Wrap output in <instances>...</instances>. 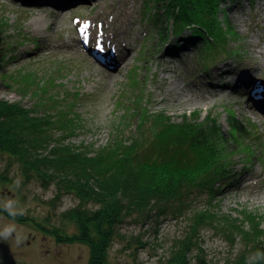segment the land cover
<instances>
[{
	"label": "rangeland",
	"instance_id": "rangeland-1",
	"mask_svg": "<svg viewBox=\"0 0 264 264\" xmlns=\"http://www.w3.org/2000/svg\"><path fill=\"white\" fill-rule=\"evenodd\" d=\"M156 2L72 0L56 7L0 0V100L38 114L48 128L57 127L56 135L62 131L64 143L90 155L124 145L139 153L162 124L194 125L207 136V156L215 153L210 169L199 173L207 189L193 190L181 217L125 218L115 227L107 262L171 264L173 244L204 210L214 225L232 224L236 231L202 224L189 264H231L247 239L264 235V101L254 97L264 96V77L238 82L243 74L256 75L255 63L264 76V0L221 3L215 23L228 37V53L213 66L205 63L194 32L178 36ZM186 40L189 47L180 42ZM112 41L122 49L114 50V65L97 52L100 42ZM124 53L129 58L120 68ZM33 177L0 153V231L15 228L11 238L0 239V264H90L91 244L76 240V223L63 215L78 200L56 197L54 185L43 187ZM53 230L62 240L74 238L59 242ZM101 250L95 248L94 264Z\"/></svg>",
	"mask_w": 264,
	"mask_h": 264
},
{
	"label": "trees",
	"instance_id": "trees-1",
	"mask_svg": "<svg viewBox=\"0 0 264 264\" xmlns=\"http://www.w3.org/2000/svg\"><path fill=\"white\" fill-rule=\"evenodd\" d=\"M225 1L228 0H157L156 3L166 8L164 12L175 25L178 36L184 31L194 32L192 39L198 42V47L200 43L204 46L201 48L205 49V63L213 66L228 53V37L221 35L223 30L215 23L219 6ZM180 42L183 47L191 43ZM36 116L21 106L0 100V153L16 158L27 179L35 176L43 187L54 185L56 197L64 193L78 200L77 206L63 215L76 223V240L91 244L92 257L95 248L102 249L98 264H108L111 237L125 218L146 221L151 217H181L188 211L193 190L207 189L208 182L199 173L210 169L215 153L207 156V136H201L194 125L160 123V132L148 145L140 144L139 153L131 154L124 145L122 150L116 146L117 149L112 147L90 155L64 143L59 139L62 131L56 135L53 131L57 127L48 128V122ZM90 205L94 208H89ZM202 211L199 212L202 215L198 213L201 219L173 244L169 255L171 264H189L191 252L197 251L202 224H213L219 232L236 231L232 224L214 225L213 217ZM52 233L59 242H71L74 238L66 236L62 240L64 237L57 230ZM252 237L231 264H264V235ZM257 253L262 256L257 257ZM92 257L90 264H94Z\"/></svg>",
	"mask_w": 264,
	"mask_h": 264
},
{
	"label": "bare ground",
	"instance_id": "bare-ground-1",
	"mask_svg": "<svg viewBox=\"0 0 264 264\" xmlns=\"http://www.w3.org/2000/svg\"><path fill=\"white\" fill-rule=\"evenodd\" d=\"M34 1H35L36 4H40V3L42 4V3L48 1V2H51L52 4H54L56 7H61L63 5H67L72 0H34ZM120 46L121 45L118 42H116V41L115 42L114 41L108 42L107 44H104V43L101 44V42H100L99 47H98L99 49L97 48V52H98V54H99V56H100L101 59H103V60H105V61H107V62H109L111 64L113 63L112 65H114V64L119 63V60L117 59V56L115 55L114 50L116 49L117 52L122 51V49H121ZM262 53H263V51H261V54ZM127 58H129V54L124 53L123 54V58H122V60L120 61V64H119L120 66L122 65L120 68L123 67V63H124V61ZM252 65L254 66L253 69L258 70V72L256 73V75L254 73L251 76L246 75V74H243L240 77H238V82H240L242 84H246V83H249V82H251V81L254 80V84H255L257 82V80L263 79L261 77H264V76L262 75V72L260 74V68L257 66V64L255 63V64H252ZM162 69L163 70H168V66H163ZM227 74H225V75H227ZM221 78H224V77H221ZM259 85L260 84L255 85V86L253 85V89H256V88H259L260 89L261 86H259ZM250 101H251V105L257 104L253 100H251V99H250ZM259 110L262 111V113L264 114V109L263 110L262 109H259Z\"/></svg>",
	"mask_w": 264,
	"mask_h": 264
},
{
	"label": "clouds",
	"instance_id": "clouds-1",
	"mask_svg": "<svg viewBox=\"0 0 264 264\" xmlns=\"http://www.w3.org/2000/svg\"><path fill=\"white\" fill-rule=\"evenodd\" d=\"M8 207L11 208V203H9V206H8ZM16 214H17V213H15V212H11V211H10V215L15 216ZM21 214H22V213H21ZM14 232H15V228H14V227H6V228H4L3 231H0V239H4V240L9 239V238L12 237V235H13ZM16 242H17V243L20 242L19 237L16 238ZM256 256H257V257H261L262 254L257 253Z\"/></svg>",
	"mask_w": 264,
	"mask_h": 264
}]
</instances>
